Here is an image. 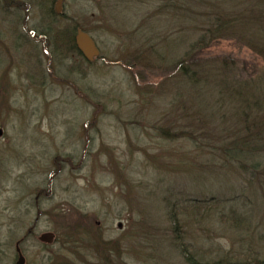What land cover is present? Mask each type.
I'll list each match as a JSON object with an SVG mask.
<instances>
[{
  "label": "rangeland",
  "instance_id": "obj_1",
  "mask_svg": "<svg viewBox=\"0 0 264 264\" xmlns=\"http://www.w3.org/2000/svg\"><path fill=\"white\" fill-rule=\"evenodd\" d=\"M56 1L0 0V264H14L18 241L27 264L264 260V151L251 153L264 125L243 123L246 103L221 81L254 78L261 107L264 61L217 40L198 56L228 64L198 67L196 93L179 89L172 64L202 14L256 16L264 0H195L194 21L165 0H62L59 15ZM42 28L66 39L82 29L98 56L88 62ZM233 144L249 160L230 158Z\"/></svg>",
  "mask_w": 264,
  "mask_h": 264
},
{
  "label": "trees",
  "instance_id": "obj_2",
  "mask_svg": "<svg viewBox=\"0 0 264 264\" xmlns=\"http://www.w3.org/2000/svg\"><path fill=\"white\" fill-rule=\"evenodd\" d=\"M191 2H195V0H165L164 4L161 5V8H170L172 12L174 10H177V12L175 13L177 15H180V18L182 19L181 21H192V5L194 3ZM219 12L220 11L218 10V8H216L210 13L202 14L207 17L205 19L206 25L201 27L197 26L198 28L196 29L199 31L198 37H196L197 39L195 38L196 40L194 41V43L188 42L187 47L186 49H184L181 57H179V59L172 63L174 69L177 72V75L180 76V81L178 79L179 77L176 78L179 81V89H186L187 86L190 85L192 88L191 90H194V93H196L195 90L197 91V89H200L202 87L201 82L204 80L205 77L203 76L201 70V73L199 72V70H197L198 67L202 69L206 64L209 63V65L212 66V70H218L220 67L218 66L219 64H223L221 65V69L224 68L225 64H228L225 60H218L216 56L212 57V60L210 61H208V59H201L198 56L200 52L198 51L199 49L202 50L203 48L212 45L213 42L220 39H234L237 42L243 43L242 45L246 48V50L253 52L257 56H260V58L264 61V11H258L256 13V16L248 14L246 18L244 16L229 17L226 15H220ZM241 15L244 14L242 13ZM42 29V36H45L49 41L53 40V42L50 43H60L61 45L64 44L68 46V48H70L71 50L77 51L74 43L73 31L67 30L70 32V36L66 39L65 35L63 34V32L65 31L56 32L51 31L50 29ZM180 32V40L183 43L182 45H185L188 41V39L186 38H188L190 34H188L185 28H181ZM193 32L195 33V30H193ZM55 50L57 51V48H55ZM226 67L228 68H226L224 72H228V69L231 68L229 66ZM221 81L224 84L223 88H226V93L224 94L227 95L229 100L238 102L240 103V105L246 103V108L240 107L242 113L239 117L244 120V122H242L245 124L259 118L258 122L264 125V113L261 115L259 113L261 111L264 112V100H259L263 102L261 107L255 106V102L257 100H255V91H252L251 88L254 85V78L248 80L242 79L239 81H231V79L226 80L223 77ZM231 82L233 83L230 84ZM193 87H196V89H194ZM244 90H250L248 97H245V95H243L245 94ZM221 94L224 95L223 92ZM262 115L263 117H261ZM249 116L252 117V120L250 121ZM236 124H240L238 119ZM240 125H242V123ZM246 138V136L237 137L235 134L233 140L234 142H236L239 139L246 140ZM234 144L233 146H235ZM259 150L264 151V139L262 144L252 147L251 153H253L254 155V153L258 152ZM240 152V148L235 146V149L232 150V152H229L228 154L230 158L242 164L246 159L249 160V158L242 157L241 154H239ZM256 155L264 156L263 153H256ZM251 166L255 168V166ZM255 264H264V260H256Z\"/></svg>",
  "mask_w": 264,
  "mask_h": 264
},
{
  "label": "water",
  "instance_id": "obj_3",
  "mask_svg": "<svg viewBox=\"0 0 264 264\" xmlns=\"http://www.w3.org/2000/svg\"><path fill=\"white\" fill-rule=\"evenodd\" d=\"M61 3L62 0H57L55 3L54 10L57 14L61 13ZM75 45L87 61H93L98 56L99 51L93 38L87 32L81 29H77L76 31ZM38 239L44 243H51L54 239V235L51 232H44L39 235ZM15 251L17 253V258L14 264H26L25 258L19 246V241L15 244Z\"/></svg>",
  "mask_w": 264,
  "mask_h": 264
},
{
  "label": "flooded vegetation",
  "instance_id": "obj_4",
  "mask_svg": "<svg viewBox=\"0 0 264 264\" xmlns=\"http://www.w3.org/2000/svg\"><path fill=\"white\" fill-rule=\"evenodd\" d=\"M120 225V224H119ZM25 261H26V259H25ZM106 261V260H105ZM105 261H104V263H105ZM110 263V262H109ZM109 263H106V264H109ZM27 264V263H26ZM82 264H86L85 262H82ZM88 264V263H87Z\"/></svg>",
  "mask_w": 264,
  "mask_h": 264
}]
</instances>
